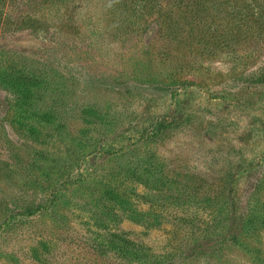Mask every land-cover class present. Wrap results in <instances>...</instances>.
<instances>
[{
    "label": "rangeland",
    "instance_id": "rangeland-1",
    "mask_svg": "<svg viewBox=\"0 0 264 264\" xmlns=\"http://www.w3.org/2000/svg\"><path fill=\"white\" fill-rule=\"evenodd\" d=\"M214 1L0 0V71L38 79L22 115L0 82V264H264V21Z\"/></svg>",
    "mask_w": 264,
    "mask_h": 264
},
{
    "label": "trees",
    "instance_id": "trees-1",
    "mask_svg": "<svg viewBox=\"0 0 264 264\" xmlns=\"http://www.w3.org/2000/svg\"><path fill=\"white\" fill-rule=\"evenodd\" d=\"M199 1H207L209 2V7L206 10H212L210 15L217 14V12H222L220 6L216 7L215 5L218 4V2H215L214 0H199ZM234 1V2H232ZM258 1V0H255ZM234 3L231 13H232V18H230V21H233V24L235 27H240V26H250L252 22L258 23L259 18L263 22L262 17H256L253 19H245L242 18L243 14H247L250 10L252 11V15H258L260 11L258 9L251 8L249 3H246V0H229V3ZM251 3V2H250ZM251 5H253L251 3ZM264 10V6H262ZM204 8L201 9L199 14L204 13ZM229 13V12H227ZM246 17V16H244ZM197 24H202L205 22L206 18L204 16H199L197 17ZM244 21V22H243ZM216 20L213 19L212 25H215ZM186 26H189V30L186 35V39H188L189 44L193 45V40H196L197 42L194 43L196 45H200V42L204 44L203 51L210 52L209 48L214 47L217 48L220 45H229L231 42L233 43H238L240 40H245L248 38H253V37H260L259 32H252V31H241V29H238L237 31H234L230 34V37L227 39V35L229 33H221L217 32L213 35L210 34H202L201 36H198L197 32L195 31L192 26V21L189 19L185 21L184 23ZM236 24V25H235ZM250 24V25H249ZM218 26V23L216 24ZM182 39V38H181ZM15 73H10L9 71L2 70L0 71V82H4L6 85H8L10 88L15 91V93L18 94L20 97L19 100L16 103V107L19 109V114L22 115L24 113H32L33 111H29V109H26V107L29 105V100L31 99L33 95V91L31 87L36 86L37 82V77L31 76V77H15ZM10 76V77H8ZM35 116H37V122H39L40 125H48V124H53V117L50 113H33ZM90 116H94L96 119H102L98 113H92ZM32 130V129H31ZM101 189H100V197L111 203L112 205H117L118 209L121 210L122 214H124L128 218H133L131 212H135V210L131 209L128 206V201L127 199L123 198L121 193L117 192L113 187H111L110 184L106 183H100ZM263 214L259 213L258 211L252 210L251 213L249 212V217L243 222L241 226V230L238 233H235L232 238V242L235 244H239L240 247L242 248H247V244L244 241H240V238L242 237L243 234L246 233L247 229L249 230V226L254 224V222H257L258 218H262ZM253 220V221H252ZM250 221H252L250 223ZM264 222V221H263ZM246 235H249L246 233Z\"/></svg>",
    "mask_w": 264,
    "mask_h": 264
}]
</instances>
